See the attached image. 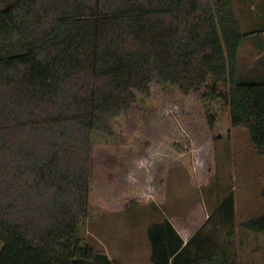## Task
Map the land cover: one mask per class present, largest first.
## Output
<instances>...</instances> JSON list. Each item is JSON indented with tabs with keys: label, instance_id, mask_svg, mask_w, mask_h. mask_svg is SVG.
Masks as SVG:
<instances>
[{
	"label": "trees",
	"instance_id": "16d2710c",
	"mask_svg": "<svg viewBox=\"0 0 264 264\" xmlns=\"http://www.w3.org/2000/svg\"><path fill=\"white\" fill-rule=\"evenodd\" d=\"M263 30L242 29L232 0H0V264H119L79 234L92 135L112 136L111 120L152 83L220 100L264 157ZM232 220L228 194L204 238L202 224L183 243L162 217L146 229L150 259L236 264ZM240 227L264 234V211Z\"/></svg>",
	"mask_w": 264,
	"mask_h": 264
},
{
	"label": "rangeland",
	"instance_id": "374dc122",
	"mask_svg": "<svg viewBox=\"0 0 264 264\" xmlns=\"http://www.w3.org/2000/svg\"><path fill=\"white\" fill-rule=\"evenodd\" d=\"M232 1L242 29L261 26L256 4L264 8V0ZM246 3L255 8L248 12ZM239 55L243 62L254 59L249 41ZM202 91L183 94L152 83L111 120L112 136L92 135L89 213L79 234L119 264H145V228L162 217L183 230L211 229L206 217L226 194L233 203L232 250L236 255L239 241L255 245L254 264H264V234L240 227L264 211V157L244 128L230 126L220 100L201 97ZM206 110L214 115L211 126Z\"/></svg>",
	"mask_w": 264,
	"mask_h": 264
},
{
	"label": "crops",
	"instance_id": "0c3cea01",
	"mask_svg": "<svg viewBox=\"0 0 264 264\" xmlns=\"http://www.w3.org/2000/svg\"><path fill=\"white\" fill-rule=\"evenodd\" d=\"M253 3V2H252ZM251 3V4H252ZM255 6V5H254ZM251 7L254 9L255 7ZM257 11H259L258 13L261 15V17H263L262 19V24L260 27H262L264 29V8H261L259 7L257 4ZM254 15H256V11L254 13ZM257 16V15H256ZM262 36L264 38V30L262 32ZM208 216V215H207ZM170 222L171 224L173 225V227L176 229L177 233L179 234V236L182 238V241L183 243H185L187 241V239H190L191 236H193V234H195V232L197 231V229L202 225V224H199L198 226H196L195 228H193L191 231L190 230H183L182 228H178L175 223L168 217H166ZM207 218V217H206ZM160 220V219H159ZM158 221V220H157ZM154 222V221H153ZM152 223V222H151ZM147 229V228H145ZM146 232V230H145ZM249 232L250 234H256L254 232H251V231H247ZM210 233V231H206V230H203L200 234H199V237L200 238H204V235L206 236V234ZM219 238H222V235H219V236H216L215 238L218 239ZM252 239H253V235L250 236ZM145 245H147L146 247V256H145V264H154L152 262V260L150 259V253H151V248H150V244H149V241H146L148 240V237H147V232H146V236H145ZM196 241H198V239L196 238ZM148 242V243H147ZM240 245L241 246H238L237 247V250H236V257H235V261H236V264H254V254H255V251L258 249L257 246L255 245H247L245 241H239ZM89 244V243H88ZM94 248V247H93ZM96 249V248H95ZM195 248L193 247L191 250H194ZM98 250V249H97ZM103 252V251H102ZM107 254V252H104ZM205 252H203L204 254ZM107 256L109 258H112V256L108 255ZM205 261V260H203Z\"/></svg>",
	"mask_w": 264,
	"mask_h": 264
}]
</instances>
